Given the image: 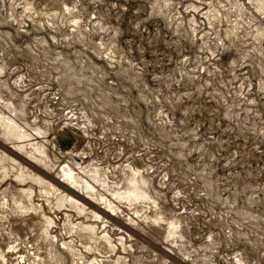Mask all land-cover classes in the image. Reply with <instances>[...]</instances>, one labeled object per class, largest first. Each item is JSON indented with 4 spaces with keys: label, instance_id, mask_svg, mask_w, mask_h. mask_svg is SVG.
<instances>
[{
    "label": "rangeland",
    "instance_id": "1",
    "mask_svg": "<svg viewBox=\"0 0 264 264\" xmlns=\"http://www.w3.org/2000/svg\"><path fill=\"white\" fill-rule=\"evenodd\" d=\"M260 1L0 0V115L27 134L0 126V153L117 207L93 223L114 249L88 243L69 223L92 219L0 162V264H75L62 242L99 264H264ZM134 177L145 198L116 199ZM28 189L55 224L14 208Z\"/></svg>",
    "mask_w": 264,
    "mask_h": 264
},
{
    "label": "bare ground",
    "instance_id": "2",
    "mask_svg": "<svg viewBox=\"0 0 264 264\" xmlns=\"http://www.w3.org/2000/svg\"><path fill=\"white\" fill-rule=\"evenodd\" d=\"M260 2L262 3L263 1H260ZM263 4H264V2H263ZM0 126L1 127L4 126L3 129H5V131H4L5 133L2 135L8 136V138H9V134L15 135L16 138L27 137V134L25 132H21L20 130L18 131V129L16 127V123L11 118H4L2 115H0ZM21 142H24V141H21ZM2 145H5V144L0 143V148H2ZM30 145H32V144H30ZM8 151H9L8 153L13 157L18 158L20 156L21 158H24V157H22V155H20L18 153L19 151L16 149L10 148ZM25 152H28V151H25ZM10 155L5 153V151L2 154L0 153V162L7 161V162H12V163L18 164L17 173H19V174L16 173L17 175L15 177L18 181H21V182L26 181L27 182V180H31V181L41 183V186L43 184H45V185L48 184V186L50 188L45 187L44 192L48 197H49V195H52V196L54 195L56 197V207L58 209H60L63 206H66L68 204V206L72 210L77 211L79 214H85L84 218L92 219V222H90V224H87V225H83V223H80V224L69 223L71 228L68 231V234H71L75 230V234H78L81 237H83V236L86 237V240L88 243H90V242H95V243L96 242H100V243L104 242L112 248L110 238L107 235L97 237L98 234L96 233L95 226L93 225V223H97L98 219L100 218L99 214L100 215L102 214L104 216L103 218L115 220L113 214H110L108 211H106V208H108V210L111 209V211L112 210L114 211L117 208L114 204H113V206H111L112 202H110V200L101 196L102 203H100V204L101 205L104 204V206L102 207L100 204H96L97 202L95 203V202L91 201L87 196H84L82 194V192L79 191L80 189L78 190L77 188H81V190L82 189L87 190V194L89 196H92L91 192H93L95 188L92 185H89L87 182H85V185H82L81 181L79 180L80 178L75 176L71 169L64 170L63 180H59V179L55 180L54 179L55 184L53 185V184H49L45 179L47 177L50 178L49 175H47V173L45 171H43V169H39L29 159L24 158V161L23 160L21 161L22 164L29 166V168L25 169L26 167H24L21 163H17L15 161V159L10 157ZM2 169H3V175L7 176L9 174V171L7 170L8 168L3 166ZM29 169H32V170H29ZM34 171H36L37 173L42 171V172H44V174L47 177H45V178L41 177L37 173H33ZM93 179L95 181H98L97 179H99V178L96 179V177H93ZM131 182H132L131 189H129V191L126 194L125 193L124 194L116 193V199L121 198V199H125L126 201L132 202V201L139 200L141 198H145L146 195L142 192L143 190L141 191L140 187L138 186V182L135 180V177L132 178ZM33 194H34L33 190H31V189L23 190L19 199H12V203L14 205V208L16 210H20V211L21 210L27 211V213L28 212L36 213L39 209L42 208V206H40V207L35 206V204L32 201V195ZM146 198H148V197H146ZM48 201H49V199H47V202ZM0 205H1L2 209L7 208V206L10 207V204L7 205V204L3 203ZM41 211H42V209H41ZM87 211H89L92 216L87 215L86 214ZM42 214L46 219V225L50 226L53 223L55 224L53 219L50 217H46L45 214L43 213V211H42ZM169 225H172V224H169ZM43 234L48 235L51 233H48V230L46 227L43 231ZM71 237H72V235L69 236V238H71ZM43 238H45V237H43ZM52 238H54V237H52ZM55 239H56V237H55ZM62 244L61 245L64 246L62 249H66L69 251L70 255L73 257V261H75V264H99V261L96 258H94V259L92 258L91 260H86V258L84 256L85 252H83L81 250L79 251L77 249L75 250V246L73 244H71V242L70 243L62 242ZM85 246L86 245L84 244L83 247L86 248ZM122 246L124 247L125 245L122 243ZM11 248H13V247H11ZM92 249H93V246L90 245L89 248L86 250L88 252H91ZM112 249H114V248H112ZM4 259H5V256L3 255V252L0 251V260H2V262H3ZM20 259H21V261L19 263L27 264V261H26L24 256L20 255ZM41 260L42 259H40V261ZM93 261H95V262L93 263Z\"/></svg>",
    "mask_w": 264,
    "mask_h": 264
}]
</instances>
